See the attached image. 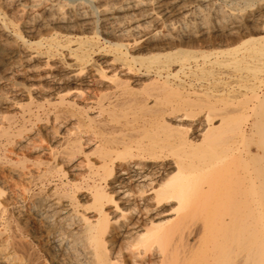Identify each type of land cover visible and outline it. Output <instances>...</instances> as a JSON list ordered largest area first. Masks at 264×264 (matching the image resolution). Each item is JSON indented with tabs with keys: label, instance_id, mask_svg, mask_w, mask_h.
<instances>
[{
	"label": "bare ground",
	"instance_id": "obj_1",
	"mask_svg": "<svg viewBox=\"0 0 264 264\" xmlns=\"http://www.w3.org/2000/svg\"><path fill=\"white\" fill-rule=\"evenodd\" d=\"M238 1L0 0V52L17 55L0 67V182L8 164L34 198L24 225L70 264H264V0ZM96 25L107 45L72 35ZM83 188L93 220L67 210Z\"/></svg>",
	"mask_w": 264,
	"mask_h": 264
},
{
	"label": "rangeland",
	"instance_id": "obj_2",
	"mask_svg": "<svg viewBox=\"0 0 264 264\" xmlns=\"http://www.w3.org/2000/svg\"><path fill=\"white\" fill-rule=\"evenodd\" d=\"M234 1V2H233ZM234 3V4H233ZM236 3L238 4L239 3V1L238 0H226V3L224 2V3H222L221 2V4L223 5H225V7H227V5H228V7L230 6H235L236 5ZM4 9H2V11H3ZM2 17V16H1ZM4 19H5V21L6 22H8V19L7 18H3L2 17V19H0V21L2 22V21H4ZM15 23V22H14ZM17 24V25H16ZM15 27H12V26H10L9 27V31H15V32H18L25 40H28L29 42H36V41H38L40 38L38 37H31V36H29V34H27L26 32H24L23 30H22V28H21V25L19 24V22L17 23H15ZM21 28H19V27ZM98 25H96V27L95 28H92V29H89V30H84V31H80V33H78L77 32V34L76 33H74V34H72L73 36H77V37H91V36H94L95 35V37H98L99 38V40H98V42H99V44L100 45H104V44H106L105 42H106V40L103 38V36L101 35V31H100V29H99V27H97ZM17 28V29H16ZM13 29V30H12ZM97 29V30H96ZM20 31V32H19ZM87 31V32H86ZM54 32V33H53ZM53 32H52V30H49V31H47V32H45L44 34H46V35H44L42 38H48L49 36H54V34H60V35H64V33H63V31H58V29H55V28H53ZM98 32V33H97ZM24 33V34H23ZM25 34L27 35V36H25ZM29 36V37H28ZM31 37V38H30ZM61 39V38H60ZM33 40V41H32ZM107 45V44H106ZM19 50L20 51H23V49H22V47H19ZM56 53V52H55ZM61 53L63 54V51H57V56H56V59H54V61H61L62 59H64V57H63V55H61ZM4 54V55H3ZM8 55V56H7ZM9 56H11L10 54H8L7 52L5 53V52H0V67L2 68V62L3 61H6L7 62V64L9 63V62H12L13 60H16L17 59V55H13L12 57H10L9 58ZM8 57V58H7ZM95 57V56H94ZM14 58H16V59H14ZM60 58V59H59ZM53 61H51V63H52ZM10 64V63H9ZM8 64V65H9ZM11 64H13V63H11ZM0 68V69H1ZM2 70V69H1ZM1 85V84H0ZM1 88V87H0ZM2 89V88H1ZM1 89H0V92H1ZM5 111L3 110V108L2 107H0V117L2 116V114L4 113ZM12 112V113H11ZM13 112H14V110H9V114H13ZM0 128H1V119H0ZM43 125H41L40 124V130H39V132H38V135L36 136V138L38 139V137L41 139V142L42 143H52V142H50V141H46L47 139H48V134H47V131L43 128ZM41 131V132H40ZM43 132L45 133V134H43ZM42 133V134H41ZM41 135V136H40ZM44 138V139H43ZM45 138H47L46 140H45ZM0 141H2V142H4L3 140H2V138L0 139ZM2 142H0V143H2ZM37 142H39V141H37ZM0 153H1V151H0ZM1 154H3V152L1 153ZM1 154H0V157H1ZM8 156H10L11 154H8V153H6ZM12 156V157H11ZM10 157H11V159L12 160H14L15 161V155H11ZM13 156H15V157H13ZM4 167H5V173L6 174H8L7 175V178H5V181L3 182V183H1L0 182V184L3 186H1L0 185V195H1V198H0V211H1V216H0V233H2V234H0V242L2 241V242H4V243H2V244H0V259H1V262H0V264H3V263H5V264H14L15 263V261H17L18 260V256L21 254H24V255H32V257H34V255L37 257V260H34V258H33V260L31 261V264H63L64 262H66V263H64V264H70V262H71V260H69L70 258L68 257V256H66V254L64 253V251H62L61 249L60 250H58L57 248H55L53 245H51V242H52V233H51V231L50 230H48L49 228H45V227H43L41 224L39 225V224H37L40 228H42V229H40V228H38V226H33V228H32V226L31 225H29V224H27V225H24V220H23V216H22V200H24L23 202L25 203V202H28V201H30V200H33L34 198L32 197V196H30V194H24L23 196L22 195H20V196H17L18 195V190H17V187L15 186V184H16V180H17V178L14 176V172H13V170L12 169H10L9 170V168H8V164H4ZM8 168V169H7ZM78 172V171H77ZM12 173V174H11ZM13 175V176H12ZM68 177H69V179L71 178H74V177H72V175H68ZM79 177V178H78ZM76 178H77V180H76V182L79 184V183H82L83 184V181L81 180V178H80V176H76ZM10 179H11V181H10ZM7 180V181H6ZM1 181V180H0ZM9 181V182H8ZM13 181V182H12ZM7 182L10 184H7ZM53 184V185H52ZM55 184V185H54ZM5 185V186H4ZM7 185V186H6ZM9 185V186H8ZM11 185H13V187L11 186ZM5 187V188H4ZM10 187H12L11 188V190H10ZM38 187H40V186H38ZM56 187V189L57 188H60V184L58 183V180L57 179H53L51 182H50V184L47 186L46 185V187H45V185L44 186H41L40 188H44V191H45V193L46 194H49V192L50 193H52V192H56L57 190H55L54 188ZM7 188V189H6ZM50 188V189H49ZM6 189V190H5ZM49 191H48V190ZM74 190H75V192H74ZM73 190V195H74V197L76 198V200H78V201H76V204L78 203V205H70L69 207H67V210H69V212H71V214H73V216L74 217H82L84 214H85V216L84 217H88L89 219H91V220H93L95 217H96V215H95V211L94 210H92L91 208H90V198L88 197V195L86 194L87 193V191H86V189L85 188H83V190H81V189H74ZM16 191V192H15ZM34 191H36V190H34ZM47 191H48V193H47ZM71 191H72V189H71ZM78 191V192H77ZM82 191H83V193H82ZM11 193H13V194H11ZM77 195H76V194ZM14 194H15V196H14ZM17 194V195H16ZM11 195V196H10ZM12 195H13V197H12ZM80 198H79V197ZM8 197H9V199H8ZM10 197H12L11 198V200H12V202H10L11 200H10ZM21 197V198H20ZM25 198V199H24ZM31 198V199H30ZM84 200H83V199ZM86 198L87 199H89V200H86ZM13 199H16V200H13ZM28 201H27V200ZM4 200V201H3ZM63 201H60V203L59 204H55V205H53L52 207H55L56 209H58V210H60V209H62V205H61V203L62 204H64V205H66V199H62ZM64 200H65V202H64ZM82 201H84V202H82ZM6 202V203H5ZM15 202V203H14ZM52 202H54L53 200H52ZM80 202V203H79ZM5 203V204H4ZM19 203V204H18ZM83 203H84V205H83ZM88 203V204H87ZM79 204H81V205H79ZM19 207H18V206ZM83 206V207H82ZM3 209H2V208ZM17 207V208H16ZM72 207V208H71ZM80 207V208H79ZM64 208V207H63ZM82 208V210L84 209V211L86 212H84V211H82V210H80ZM18 209V210H17ZM70 209L72 210V211H70ZM88 209V210H87ZM5 213H4V212ZM78 211H79V213H78ZM82 211V212H81ZM3 212V213H2ZM88 212V213H87ZM90 212V213H89ZM81 213V214H80ZM10 214V215H9ZM19 214V215H18ZM86 214H88V215H86ZM3 215V216H2ZM95 216V217H93V216ZM6 216V217H5ZM10 218V220L8 219L7 220V218L8 217ZM17 219H16V218ZM13 218H15V219H13ZM5 219H6V221H5ZM12 219V220H11ZM4 220V221H3ZM4 222H8V225H6V223H4ZM16 222H17V224H16ZM13 223V224H12ZM20 224V225H19ZM5 226H6V228H5ZM20 228V229H19ZM36 228H38V229H36ZM25 229V230H24ZM27 229H28V231H27ZM42 230V231H41ZM21 231V232H20ZM27 231V232H26ZM39 231H41V232H39ZM14 232V233H13ZM20 232V233H19ZM26 232V233H25ZM29 232V233H28ZM33 232H35V233H33ZM43 232H44V234H43ZM7 233H9V234H7ZM10 233H11V235H10ZM5 234H7V235H5ZM37 234L40 236V238H39V236H37ZM43 234V235H42ZM9 235V236H8ZM20 237H19V236ZM29 235V236H28ZM2 236V237H1ZM14 236H16V238L14 237ZM50 238H49V237ZM11 237V239H9ZM24 237V238H23ZM27 237V238H26ZM31 237V239H29ZM47 237V238H46ZM12 238L14 239V240H12ZM116 240L118 241V237L116 236ZM16 239V240H15ZM36 239V241H34ZM22 241V244H21V241ZM26 240V241H25ZM28 240H29V242L30 243H28ZM42 240V241H41ZM47 240V241H46ZM13 241V242H12ZM19 243H18V242ZM33 241V242H32ZM45 241V242H44ZM15 242H16V244H15ZM26 242V245L24 244ZM36 242V243H35ZM38 242V243H37ZM41 242V243H40ZM47 242V243H46ZM6 243H7V245H6ZM10 243V244H9ZM33 243V244H32ZM43 243V244H42ZM15 244V245H14ZM19 244V245H18ZM29 244V245H28ZM1 245H2V247H1ZM10 245V246H9ZM33 245H34V247H33ZM39 245V246H38ZM14 248H16V249H14ZM27 247L26 249L27 250H25V248L24 247ZM41 246V247H40ZM42 246H44V247H42ZM12 247V248H11ZM23 247V248H22ZM32 247V248H31ZM47 247V248H46ZM10 248V249H9ZM30 248H31V250H30ZM39 248V249H38ZM41 248L43 249V250H41ZM8 250V252L6 251V250ZM18 250V251H13V250ZM22 251H20V250ZM28 249H29V251H28ZM27 252H25V251ZM48 250V251H47ZM57 250H58V252H57ZM4 251V252H3ZM33 251H34V253H33ZM41 251V252H40ZM55 251V252H54ZM3 252V253H2ZM9 252H10V254H9ZM59 252H60V254H59ZM5 253H6V255H5ZM16 253H17V255H16ZM26 253V254H25ZM51 253V254H50ZM55 253H57V254H55ZM56 255V256H55ZM60 255V256H59ZM64 255V256H63ZM1 256H2V258H1ZM55 256V257H54ZM63 257V263H62V260L60 259V258H62ZM65 257H68V258H65ZM9 258V259H8ZM53 258H55V259H53ZM64 258H65V260H64ZM125 258V257H124ZM36 259V258H35ZM5 260V261H4ZM11 260V261H10ZM38 260H40V261H38ZM54 260H56V261H54ZM66 260H69V261H66ZM34 262V263H33ZM59 262V263H58Z\"/></svg>",
	"mask_w": 264,
	"mask_h": 264
}]
</instances>
